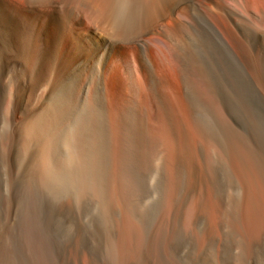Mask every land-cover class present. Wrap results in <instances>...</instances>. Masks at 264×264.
Segmentation results:
<instances>
[{
  "label": "bare ground",
  "instance_id": "bare-ground-1",
  "mask_svg": "<svg viewBox=\"0 0 264 264\" xmlns=\"http://www.w3.org/2000/svg\"><path fill=\"white\" fill-rule=\"evenodd\" d=\"M228 1L0 0V264H264V30Z\"/></svg>",
  "mask_w": 264,
  "mask_h": 264
},
{
  "label": "rangeland",
  "instance_id": "rangeland-1",
  "mask_svg": "<svg viewBox=\"0 0 264 264\" xmlns=\"http://www.w3.org/2000/svg\"><path fill=\"white\" fill-rule=\"evenodd\" d=\"M241 2L243 4L248 2V4L252 6L249 11H244L242 8H238L243 13V16L248 15V13H254V14L258 15L259 16V22H262V23H258L257 25L259 28L264 30V17H262V15H260V13H258V12H260V9L261 10L264 9V0H262V2L258 1L257 4L254 1L250 2L249 0H241ZM222 3L227 8H235V7H233V5L228 0H222ZM206 9L211 10V11H215L213 3H211ZM227 22H228L229 27L234 31L235 35L237 37H239L240 35H239L238 29H237L238 27L236 26V24L230 20H227ZM254 53L255 52L253 49L252 55H254Z\"/></svg>",
  "mask_w": 264,
  "mask_h": 264
}]
</instances>
